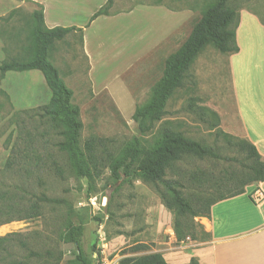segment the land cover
<instances>
[{
	"label": "rangeland",
	"instance_id": "374dc122",
	"mask_svg": "<svg viewBox=\"0 0 264 264\" xmlns=\"http://www.w3.org/2000/svg\"><path fill=\"white\" fill-rule=\"evenodd\" d=\"M216 1L113 0L109 15L91 22L108 0H42L47 28L83 30L57 42L49 57L73 92L72 104L80 110L81 144L91 137L105 139L109 151L117 155L136 141L142 148L156 149L164 128L181 133L221 157L185 159L167 171L166 179L184 184L189 197H197L199 184L205 194L213 192L209 182L222 181L227 187L231 174L238 175L250 164L246 155L229 149L223 138L216 136V130L202 122L197 109L189 108L194 99L200 100L196 107L222 106L237 126L231 107L233 83L228 55L206 47L187 72L184 86L168 99L165 117L151 130L142 131L134 115L137 107L153 103L167 61ZM252 4L251 0L230 2L238 11ZM38 5L0 0V18L16 11L10 21H0V64L28 59L27 50L35 53L34 13L39 11ZM51 98L39 71L10 72L0 80V188L25 189L30 196L44 194L61 202L43 204L41 215L35 219L0 226V238L21 234L33 251L62 253L59 264L74 259V246L63 243L61 237L69 227L79 224L85 227L82 244L93 264H119L125 258L150 255L166 247L164 243L173 235V217L152 185L142 179L116 182L107 167L88 182L57 152L59 138L48 132L37 116ZM229 128L220 125L225 133L243 139ZM13 151L19 155L13 156ZM25 155L40 157L39 165L25 160ZM54 161L64 169L63 178L51 168ZM8 163L10 170L6 169ZM25 166L28 174L24 173ZM138 247L141 250H136Z\"/></svg>",
	"mask_w": 264,
	"mask_h": 264
},
{
	"label": "trees",
	"instance_id": "16d2710c",
	"mask_svg": "<svg viewBox=\"0 0 264 264\" xmlns=\"http://www.w3.org/2000/svg\"><path fill=\"white\" fill-rule=\"evenodd\" d=\"M233 0H217L203 13L201 20L194 26L188 40L166 63V73L162 83L156 91L152 104L143 108L137 107L134 120L142 131H149L152 126L161 122L166 115L165 107L174 91L184 86L187 72L208 46L213 47L223 55L236 54L239 51L236 42V31L240 22V14L230 6ZM34 13L36 25L34 38L36 51H28V59L5 60L0 64V80L10 72L39 71L43 75L49 90L52 93L50 103L39 109L37 116L48 132H54L59 138L55 144L57 152L65 156L72 171L79 177L91 182L99 176L101 169L107 167L116 182L122 180L130 183L132 180L142 179L152 185L160 194L165 208L173 217V231L178 242L188 237L194 239L199 233L200 226L195 219L209 217L212 207L226 199L234 198L245 193L246 187L264 182V161L256 147L246 139H239L220 129L221 118L208 107H196V101L189 106L190 110L197 109L200 119L211 130H216V136L222 137L226 146L247 156L250 164L243 167V171L236 175L231 174V184L223 186L222 181L211 184L208 194L203 192L204 187L199 184L197 197L187 196L185 185L176 180H167L166 175L175 163L185 159L221 160L220 155L199 142L193 141L183 134L171 129H162V138L156 149L142 148L136 141L128 144L117 155L109 151L107 140L91 137L81 144L83 123L80 110L72 104L73 92L61 80L57 68L49 60L57 42H63L73 32L82 29L76 27L47 28L45 25L44 9ZM113 6V0L96 12L91 22L101 16H108ZM16 14L11 12L6 19L10 21ZM13 156L17 157L19 154ZM24 159L39 165L40 157L25 155ZM56 175L63 178L64 169L55 161L53 166ZM7 170L11 169L8 163ZM24 173L29 170L25 166ZM194 178L195 175H194ZM193 178V179H194ZM208 178V176H206ZM197 180V178H196ZM233 181V183H232ZM222 189V190H221ZM61 203L52 200L46 195H32L25 190L15 188H0V226L14 221L31 220L41 215L42 205L45 203ZM85 227L83 224L69 227L61 237L63 243L73 245L74 259L69 264H93L84 250L82 239ZM138 247L136 250H141ZM63 259L62 253L55 251H33L25 236L11 234L0 238V264H59ZM119 264H168L161 254L144 255L137 258H125ZM187 264H199L192 258Z\"/></svg>",
	"mask_w": 264,
	"mask_h": 264
},
{
	"label": "crops",
	"instance_id": "0c3cea01",
	"mask_svg": "<svg viewBox=\"0 0 264 264\" xmlns=\"http://www.w3.org/2000/svg\"><path fill=\"white\" fill-rule=\"evenodd\" d=\"M24 1L42 5V0ZM251 1V8L239 10V51L228 55L237 126L222 106L210 109L220 116L222 129L229 125L233 134L239 133L256 147L264 161V0ZM258 189L264 193V182L218 202L209 217L196 218L200 230L194 239L178 242L171 230L166 247L153 254H161L168 264H187L192 258L199 264H264V201L252 199Z\"/></svg>",
	"mask_w": 264,
	"mask_h": 264
},
{
	"label": "built area",
	"instance_id": "2783aa9c",
	"mask_svg": "<svg viewBox=\"0 0 264 264\" xmlns=\"http://www.w3.org/2000/svg\"><path fill=\"white\" fill-rule=\"evenodd\" d=\"M252 199L255 203H260L264 201V193L260 189H258L253 193Z\"/></svg>",
	"mask_w": 264,
	"mask_h": 264
},
{
	"label": "bare ground",
	"instance_id": "6f19581e",
	"mask_svg": "<svg viewBox=\"0 0 264 264\" xmlns=\"http://www.w3.org/2000/svg\"><path fill=\"white\" fill-rule=\"evenodd\" d=\"M108 205V204H107Z\"/></svg>",
	"mask_w": 264,
	"mask_h": 264
}]
</instances>
